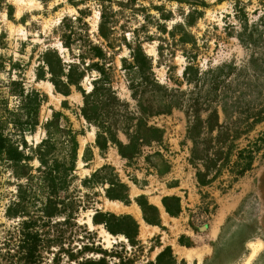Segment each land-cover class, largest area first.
Instances as JSON below:
<instances>
[{"label": "rangeland", "instance_id": "obj_1", "mask_svg": "<svg viewBox=\"0 0 264 264\" xmlns=\"http://www.w3.org/2000/svg\"><path fill=\"white\" fill-rule=\"evenodd\" d=\"M21 1L0 0V136L24 156L0 151V217L9 225L4 210L18 200V264H244L250 243L259 249L247 264H264V63L260 72L249 64L251 48L239 40L264 24V0ZM137 50L150 61L148 81L166 88L155 94L176 105L145 120L128 158L109 132L124 145L135 136L128 65ZM45 60L56 72L58 60L75 64L78 87L59 92ZM94 81L97 110L85 99ZM108 181L126 185V201L107 198ZM140 196L157 208L158 224L144 221ZM170 196L179 198L176 216L162 205ZM97 210L131 217L136 229L123 228L132 239L94 224ZM206 249L200 262L189 257Z\"/></svg>", "mask_w": 264, "mask_h": 264}, {"label": "trees", "instance_id": "obj_2", "mask_svg": "<svg viewBox=\"0 0 264 264\" xmlns=\"http://www.w3.org/2000/svg\"><path fill=\"white\" fill-rule=\"evenodd\" d=\"M73 32H69L68 35L63 36V44L64 46L68 47L69 44V39L71 38V34ZM181 42L184 40V38L179 39ZM239 40L246 45L247 47L251 48V56L249 60V64L257 66L259 69L258 72L262 71L263 69L260 70V64L258 62L262 61L264 63V24L260 27L254 26L252 29L247 32V30H242V32L239 34ZM94 52L95 57H101L102 56V51L100 48L93 46L91 48ZM45 63L48 66V71L51 75L50 81L53 83L54 87L61 92L64 95L69 94V89L71 85L77 86L78 83L80 82L82 76H83V71L80 72L79 74L75 73V68L77 67L75 64H68L66 65L65 63H62L61 60H58V63L60 65L59 67V72H56L53 69V66L50 61L45 60ZM97 64L93 63L90 66H96ZM150 65V61L148 58H146L139 50H137L136 54L133 55V62L128 65V69L130 70V73L133 74L132 77L128 79L130 81L129 88L133 90V97H137L136 102L137 106L140 110V115L136 116L135 118V126H136V131H135V136L131 139L130 142L127 145L122 144L117 140L115 135L112 132H109V140L112 141L114 144H116L119 148V152L123 157H132L133 154H128L126 149H128V146H134V152L137 151V148L140 144L139 139L140 137V132L142 128H146V122L145 120L149 117L159 115L162 113H168L170 109L175 106L176 104L174 101L175 100H170L167 96L160 95L157 96L156 89L163 90L164 92L166 91L163 86L158 84L153 80L148 81L147 77H145V69H147ZM225 67H233L231 64H224L223 66L220 67V70L223 71V68ZM67 68V71L65 69ZM192 70L191 64H188L185 67V70L183 72L184 76H187L188 79V73ZM64 77V81L61 80L60 78ZM97 81H94V87L87 96H85V99L88 100V98H93V107L97 110L98 108V102L102 103V94L98 92L97 88ZM62 85V88L58 89L59 85ZM150 85L151 88L150 89ZM78 87V86H77ZM156 88V89H155ZM150 89V90H149ZM155 90V92H154ZM151 92V93H150ZM153 92V93H152ZM147 93H150V98H145V95ZM164 96V97H163ZM110 99L114 103L115 98L112 96L111 92L109 93V103ZM144 99V100H143ZM31 100V97H30ZM237 101L239 103L240 97L237 98ZM150 102H155L159 103V109L156 111H148V108L144 106L145 103H150ZM36 105V104H35ZM29 106L26 109V123L28 121L31 122L32 125L36 124V119L34 118L37 110V106ZM84 117L88 120L91 121V116L86 112V108L82 109ZM28 126V125H26ZM110 129H112L111 125L109 126ZM22 130H24L22 128ZM113 130V129H112ZM147 130H149L152 133H157V129L147 127ZM102 136L101 133H98L97 137V144H99L98 138ZM100 146V144H99ZM5 150L7 153V157L9 160L13 161H19L22 160L24 157L23 154L17 150V148L9 146L6 147L5 141L3 138L0 136V151ZM109 187L106 189V195L107 198L110 200H122L126 201L127 200V187L125 184L122 183H114L112 181H108ZM137 205L140 207L141 212H142V217L145 222L148 224H158L159 222V212L157 208L151 204H149L143 196H140L139 198L136 199ZM162 205L164 207V210L166 213H168L170 216H176L180 212V205H179V198L175 196H170V197H164L162 199ZM93 223L94 224H103L105 228L110 231L111 233H123L126 235L128 239H132L133 237V232L131 234V229H124L123 225L128 224L130 228L133 230L136 229V222L129 216H115L114 214L111 213H103L100 211H96V213L93 215ZM168 252V248L164 249L162 252L159 253V255L156 257L157 262L160 261L165 254ZM152 264V263H150Z\"/></svg>", "mask_w": 264, "mask_h": 264}, {"label": "flooded vegetation", "instance_id": "obj_3", "mask_svg": "<svg viewBox=\"0 0 264 264\" xmlns=\"http://www.w3.org/2000/svg\"><path fill=\"white\" fill-rule=\"evenodd\" d=\"M258 190L260 195L261 217L264 222V170L258 179ZM15 200L11 204L10 210H4L7 213V218H11L9 225H5L0 217V264H18V241H17V215L23 213V210H18L19 207ZM2 201L0 200V206ZM9 206V205H7ZM2 208L0 207V213ZM2 212V214L4 213Z\"/></svg>", "mask_w": 264, "mask_h": 264}, {"label": "bare ground", "instance_id": "obj_4", "mask_svg": "<svg viewBox=\"0 0 264 264\" xmlns=\"http://www.w3.org/2000/svg\"><path fill=\"white\" fill-rule=\"evenodd\" d=\"M16 2L21 3L22 1L21 0H16ZM134 214L136 216H138V210H134ZM104 233L106 235H108L106 232H104ZM250 249H251V251H250L249 257L251 258L258 251L259 245L254 244V243H250ZM208 251H209V249H206L204 252L194 251L193 253H189V257H193L195 255L198 258L199 262H200L202 257H203V255H204V253L208 252ZM249 259L247 260V262L249 261ZM247 262H245L244 264H247Z\"/></svg>", "mask_w": 264, "mask_h": 264}, {"label": "crops", "instance_id": "obj_5", "mask_svg": "<svg viewBox=\"0 0 264 264\" xmlns=\"http://www.w3.org/2000/svg\"><path fill=\"white\" fill-rule=\"evenodd\" d=\"M136 210V209H135ZM138 215H139V212H138Z\"/></svg>", "mask_w": 264, "mask_h": 264}]
</instances>
